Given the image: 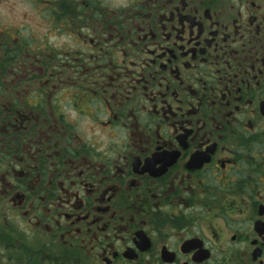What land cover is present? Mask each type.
Wrapping results in <instances>:
<instances>
[{
  "label": "flooded vegetation",
  "instance_id": "1",
  "mask_svg": "<svg viewBox=\"0 0 264 264\" xmlns=\"http://www.w3.org/2000/svg\"><path fill=\"white\" fill-rule=\"evenodd\" d=\"M25 1L0 264H264V0Z\"/></svg>",
  "mask_w": 264,
  "mask_h": 264
},
{
  "label": "rangeland",
  "instance_id": "2",
  "mask_svg": "<svg viewBox=\"0 0 264 264\" xmlns=\"http://www.w3.org/2000/svg\"><path fill=\"white\" fill-rule=\"evenodd\" d=\"M25 2V0H0V17H5L9 13L14 14V17H19L20 13L27 11V9H25L27 8Z\"/></svg>",
  "mask_w": 264,
  "mask_h": 264
}]
</instances>
